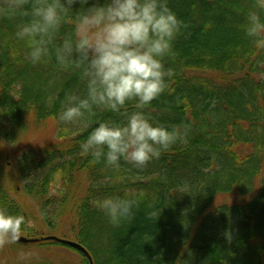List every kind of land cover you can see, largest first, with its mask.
I'll use <instances>...</instances> for the list:
<instances>
[{
  "label": "trees",
  "instance_id": "obj_1",
  "mask_svg": "<svg viewBox=\"0 0 264 264\" xmlns=\"http://www.w3.org/2000/svg\"><path fill=\"white\" fill-rule=\"evenodd\" d=\"M167 4L185 26L164 61L173 72L168 87L145 111L168 128L186 125V138L142 170L124 162L113 170L82 157L79 144L97 121L120 116L97 110L87 129L60 123L58 143L24 151L8 174L0 164V207L24 216L20 235L30 239L48 236L39 232L43 228L55 235L70 216L73 224L62 237L80 244L93 264H264V51L243 31L255 0ZM72 26L70 16L62 34ZM25 51L12 25L0 21V141L7 145L31 125L59 121L65 92H84L78 69L60 67L54 58L33 66L23 59ZM52 93L59 99L49 107ZM6 174L15 177L35 214L2 185ZM141 190L145 196L132 217L118 227L93 205ZM35 245L76 251L50 241ZM76 253L79 264H90ZM24 264L73 263L41 258Z\"/></svg>",
  "mask_w": 264,
  "mask_h": 264
},
{
  "label": "clouds",
  "instance_id": "obj_2",
  "mask_svg": "<svg viewBox=\"0 0 264 264\" xmlns=\"http://www.w3.org/2000/svg\"><path fill=\"white\" fill-rule=\"evenodd\" d=\"M70 16L72 31L62 34ZM0 21L11 24L14 39L25 44L27 63L36 66L54 58L60 67L79 70L83 94L46 97L49 107L59 99L62 124L87 129L88 117L97 110L121 117L97 121L79 144L82 157L113 170L121 162L142 170L186 138V125L168 128L145 111L168 87L173 72L164 61L185 26L167 0H0ZM243 31L257 51H264V0H255ZM60 179V173L53 177L56 187ZM144 196L142 190L127 191L96 199L93 205L118 227ZM24 222V216L0 207V247L19 240ZM28 259L29 254L18 252L17 264Z\"/></svg>",
  "mask_w": 264,
  "mask_h": 264
},
{
  "label": "rangeland",
  "instance_id": "obj_3",
  "mask_svg": "<svg viewBox=\"0 0 264 264\" xmlns=\"http://www.w3.org/2000/svg\"><path fill=\"white\" fill-rule=\"evenodd\" d=\"M60 121L48 120L44 124L40 126L31 125L30 128L25 132V134L20 137L14 145L3 144L0 141V164L3 169L6 170L8 174V170L11 171V164L15 157L22 154L27 150H38L45 147L50 146L51 144L58 143L60 139L58 138V129ZM72 135H69V137ZM6 174L5 180L2 182V185L8 189L10 196L23 205L24 210L29 214L33 215L36 213L35 206L32 204L31 200L27 197L23 196L20 185L16 182L15 177L12 175L11 177ZM235 199L231 198L232 202ZM36 216V215H35ZM70 216L65 217L61 221V231L57 232L55 235L61 239H65L62 236L68 231V229L72 226L73 222ZM29 226L38 227L37 224L33 221L29 222ZM41 228V227H40ZM39 232L44 235H48L47 231L43 229H39ZM51 235V234H50ZM46 237V236H45ZM69 240V239H67ZM24 244L15 245L13 250V246H4L0 247V264H7L12 262H17L18 252L23 251L29 254V259L26 261H35L36 259H51L55 262L59 261H67L73 264H79L78 261L80 259L79 254L76 251L64 250L63 248L57 246H49L46 248H40L35 244Z\"/></svg>",
  "mask_w": 264,
  "mask_h": 264
},
{
  "label": "water",
  "instance_id": "obj_4",
  "mask_svg": "<svg viewBox=\"0 0 264 264\" xmlns=\"http://www.w3.org/2000/svg\"><path fill=\"white\" fill-rule=\"evenodd\" d=\"M42 241L55 242V243L67 246L73 250H76V251L80 252L81 254H83L89 260L90 264H93L88 252L80 244H78L74 241L61 239V238H58L56 236H46V237H42V238L30 239V238H26V237L19 235V240L16 243L25 245V244H35V243L42 242Z\"/></svg>",
  "mask_w": 264,
  "mask_h": 264
}]
</instances>
